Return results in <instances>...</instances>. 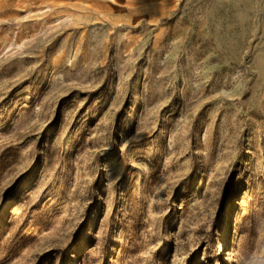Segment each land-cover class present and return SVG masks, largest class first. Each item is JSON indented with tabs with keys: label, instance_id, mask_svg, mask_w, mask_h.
<instances>
[{
	"label": "rangeland",
	"instance_id": "374dc122",
	"mask_svg": "<svg viewBox=\"0 0 264 264\" xmlns=\"http://www.w3.org/2000/svg\"><path fill=\"white\" fill-rule=\"evenodd\" d=\"M0 264H264V0H0Z\"/></svg>",
	"mask_w": 264,
	"mask_h": 264
},
{
	"label": "bare ground",
	"instance_id": "6f19581e",
	"mask_svg": "<svg viewBox=\"0 0 264 264\" xmlns=\"http://www.w3.org/2000/svg\"><path fill=\"white\" fill-rule=\"evenodd\" d=\"M245 203H246V202H245L244 200H242V202L240 203V206L243 207V206L245 205ZM235 207H236V205H235ZM237 208H238V207H237ZM16 212H17V211H16ZM234 237H235V233H234ZM222 247H223L224 250H225L226 247H227L226 239H225V238H223ZM228 254H229V252H228Z\"/></svg>",
	"mask_w": 264,
	"mask_h": 264
}]
</instances>
